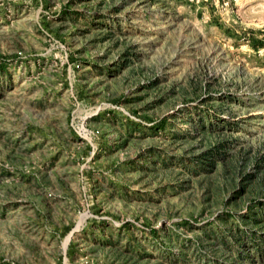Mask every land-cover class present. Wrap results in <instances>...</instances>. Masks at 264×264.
Returning a JSON list of instances; mask_svg holds the SVG:
<instances>
[{
	"label": "rangeland",
	"instance_id": "rangeland-1",
	"mask_svg": "<svg viewBox=\"0 0 264 264\" xmlns=\"http://www.w3.org/2000/svg\"><path fill=\"white\" fill-rule=\"evenodd\" d=\"M264 0H0V264H264Z\"/></svg>",
	"mask_w": 264,
	"mask_h": 264
},
{
	"label": "built area",
	"instance_id": "built-area-1",
	"mask_svg": "<svg viewBox=\"0 0 264 264\" xmlns=\"http://www.w3.org/2000/svg\"><path fill=\"white\" fill-rule=\"evenodd\" d=\"M260 53L263 55L264 57V46L260 49Z\"/></svg>",
	"mask_w": 264,
	"mask_h": 264
}]
</instances>
